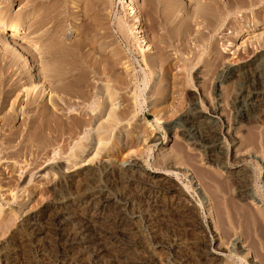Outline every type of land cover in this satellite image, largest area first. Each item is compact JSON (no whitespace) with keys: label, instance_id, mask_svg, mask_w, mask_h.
Here are the masks:
<instances>
[{"label":"rangeland","instance_id":"374dc122","mask_svg":"<svg viewBox=\"0 0 264 264\" xmlns=\"http://www.w3.org/2000/svg\"><path fill=\"white\" fill-rule=\"evenodd\" d=\"M96 1L41 0V5L36 4V0H0V19L8 27L21 23V31L10 38L19 43L26 39L28 42L23 44L28 47L42 45L40 52L28 50L36 58L34 63L31 62V68L4 39L7 30L0 31V103L3 104L0 107V246L4 241H10L7 248L0 249V264H147L150 254L156 259L154 264H264V19L258 23L257 18L258 13L264 15V11L258 10V0H173L174 6L170 7L168 3L167 8L163 7L174 11L171 9L168 12L171 16L167 17V11H160L162 0L160 4L158 0H155L156 4L153 0H128L136 11L134 16L127 13L124 0ZM87 4L91 5H88L90 10ZM40 13L45 20L38 25ZM135 16L139 22L138 35L144 40L141 45L137 43L139 39L130 35ZM142 48L147 50L141 51ZM56 49L73 53L66 54L67 57L76 55L84 60V64L87 62L84 70H87L89 81L93 82L89 85L93 86L92 89L86 88L90 90H87L90 92L88 99L52 89V80L45 75L51 74L47 59ZM115 53L117 58L113 57ZM256 55L258 73L250 71L239 79L227 73V69H236ZM108 66L112 69L109 70ZM66 68L56 72L61 73ZM102 68L109 71L105 73ZM29 74H32V81L27 78ZM114 75L119 83L112 80ZM120 77L125 81L120 79L121 83ZM39 81L45 86V91L25 107L28 99L33 97L29 85ZM99 87L107 92H100ZM108 91H114L111 96L116 97L114 101L108 100ZM61 94L69 96L68 99L63 97L66 103L71 102L66 104L67 108L70 107L68 111L64 104L62 106ZM50 97L58 102L55 107H63L64 111L61 108L56 112L67 113L64 114L66 118L80 114L83 119H88L95 115L99 104L103 106L101 98L106 102L102 117H95L92 124L82 125L74 137L65 141L64 148H59L63 144L59 141L38 151L28 144L25 125L27 118ZM107 100L112 102L109 103L111 106ZM106 104L109 106L106 109L113 108L122 118L119 117L117 124L115 122L100 135L97 131H102L97 129V123L107 122ZM213 105L216 107L214 112L211 110ZM55 107L49 105L53 111ZM189 109L190 112L196 109L216 120V143L225 156L224 169L212 166L203 158L202 148L196 145L199 139L197 128H190L192 137L189 135L188 139L180 134L181 120ZM103 134L107 138L98 142L97 136ZM130 136L134 139L131 140ZM82 142L87 143L85 147L81 146ZM79 148L84 150L80 152ZM46 155L49 157L47 160ZM70 159L78 164L71 166ZM36 161L40 165L36 166ZM133 161L138 166L139 177L150 180L154 188V185L161 187L154 195L162 198L166 209L163 214L157 213L155 223L162 232L166 231L167 247L157 243H153L152 248L149 246V236L153 232L150 220L147 221L148 210L143 206L139 209L133 201L131 204L135 205L129 209L131 205L123 200L125 195L133 200L131 196L136 192L133 183V187L126 182H122L125 185L121 182L116 184L100 174L91 185L100 187L111 183V187H105L106 191L125 207L124 220L136 226L126 240L107 227L112 216H105L96 208L90 209V217L83 214L86 219L81 215L76 186H69L67 182L70 181L64 177L72 175L71 178L77 179L80 176L76 173L90 165L107 163L113 167H125ZM50 165L52 170L48 169ZM240 168L250 176L249 197L243 202L236 197L235 184L227 172ZM53 186L54 199L50 192ZM128 193L132 195L128 196ZM146 193L149 192L144 195ZM51 201L63 215L65 229L75 225L80 227L78 238H84L81 241H85L88 248L75 244L58 253L55 248L49 250L47 246L34 248L35 242L32 244L29 237L15 236L19 223L29 213H40L44 225V217L50 208H45V204ZM232 206L252 220L248 222V228L249 224L256 225L254 217L258 211V241L253 234L255 226L248 229L246 221V225L243 223L246 227L236 228L239 233L228 227L229 220L225 214ZM101 226L107 227V231H101ZM38 237L40 241L46 240L47 235ZM48 237L57 239L58 236L48 234Z\"/></svg>","mask_w":264,"mask_h":264},{"label":"bare ground","instance_id":"6f19581e","mask_svg":"<svg viewBox=\"0 0 264 264\" xmlns=\"http://www.w3.org/2000/svg\"><path fill=\"white\" fill-rule=\"evenodd\" d=\"M47 1V0H46ZM93 1V0H92ZM91 0H90V2H92ZM94 1H96V0H94ZM99 1V0H98ZM149 1H151V0H149ZM162 2V7L161 6H159V7H161V9H160V11H162L164 8L163 7H168L167 6V4L169 3L170 4V7H171V5L173 4V6H174V1L173 0H158L157 2ZM262 1L263 0H258V1H256V2H258V10L259 11H264V5H262ZM45 2V1H44ZM49 2H50V0H49ZM66 2V1H65ZM90 2H88V3H90ZM97 2V1H96ZM153 2L156 4V2H155V0H153ZM160 2H159V4H160ZM174 2V3H173ZM255 2V3H256ZM98 3V2H97ZM124 3H126V5L124 6L125 7V9H127V13H129L130 15H133L134 16V14H135V9H134V6L132 5V3L131 2H129L128 0H124ZM148 3V2H147ZM151 3V2H150ZM36 4H41L42 5V3H41V0H36ZM49 4V3H48ZM95 4V3H94ZM46 5V4H45ZM81 5V4H80ZM88 5L89 4H87V8H88ZM99 5V4H98ZM148 5V4H147ZM250 5V4H249ZM253 5H254V3H253ZM39 6V5H38ZM91 5H89V7H90ZM93 6V5H92ZM177 6V5H176ZM42 7V6H41ZM48 7V6H47ZM50 7H51V5H50ZM95 7V6H94ZM93 8V7H92ZM156 7H154V9H155ZM165 8V9H166ZM47 9V8H46ZM164 9V10H165ZM172 9V8H171ZM171 9H170V11H169V8L167 9V10H165V11H167V13L168 12H171ZM41 10H42V8H41ZM44 10V9H43ZM52 10V9H51ZM61 10V9H60ZM87 10V9H86ZM88 10H90V8H88ZM91 10H93V9H91ZM220 10V9H219ZM45 11V10H44ZM65 11V10H64ZM63 11V12H64ZM172 11H173V9H172ZM211 11V10H210ZM37 12V11H36ZM48 12V11H47ZM174 12V11H173ZM212 12V11H211ZM51 13V12H50ZM155 13V12H154ZM165 13V12H164ZM47 14V13H46ZM45 14V15H46ZM53 14V13H52ZM93 14V13H92ZM173 14V13H172ZM211 14H213V12L211 13ZM54 15V14H53ZM90 15V14H89ZM95 17L97 16V14H93ZM163 15H165V14H163ZM167 15H170L169 13L168 14H166L165 15V17H167ZM206 15V14H205ZM55 16V15H54ZM171 16V15H170ZM176 16V15H175ZM99 17V16H98ZM136 17V16H135ZM207 17H209V15L207 16ZM49 18H51V17H49ZM155 18V17H154ZM257 18H258V23L261 21V20H263L264 19V15H263V13L262 12H260V13H258V16H257ZM97 19V22H98V18H96ZM152 19V18H151ZM210 19V18H209ZM45 20V17L43 16V14H41L40 13V15L38 16V19H37V23H38V25H40L43 21ZM47 20V19H46ZM92 20V19H91ZM50 21V20H49ZM48 21V22H49ZM54 21V20H53ZM58 21V20H57ZM47 22V21H46ZM85 22V21H84ZM62 23V22H61ZM35 24V23H34ZM47 24V23H46ZM56 23H54V25H55ZM91 24V23H90ZM89 24V25H90ZM138 24H139V22H138V18L136 17L135 18V20H134V23H133V25H132V27H131V29H130V35H133V37H135L136 39H139L138 41H140V42H137V40H136V42L139 44V45H141V43L144 41L143 39H142V37L140 36V35H138V33H139V31H138ZM21 25V23H18V24H16V25H14L13 27H8L7 25H6V23L5 22H3L1 19H0V31L3 33L4 32V30H7L6 32H5V37H4V39L6 40V41H8L9 42V44H10V48H12V49H14V50H16V52H17V54H19L20 56H22L24 59L23 60H25V65L26 64H29V66L32 68V65H31V62H33L34 63V61H35V57L33 56L32 57V55L28 52V50L30 51H35V50H38L39 52H40V50H41V46L39 47H36L37 45L35 44V45H33L32 47H28L26 44L24 45L23 43L24 42H28V41H26V39L25 40H22L23 42H21V43H19V42H16L15 40H13L12 38H10V37H12V36H16L17 35V33L18 32H20L21 31V28L19 27ZM37 25V24H36ZM44 25V24H43ZM58 25V24H57ZM130 25V26H131ZM56 26V25H55ZM34 27V26H33ZM40 27V26H39ZM54 27V26H53ZM98 27V26H97ZM55 28V27H54ZM57 29V28H56ZM56 29H55V31H56ZM30 33V32H29ZM49 33V32H48ZM43 34H45V33H43ZM46 35V34H45ZM80 35V34H79ZM83 35V34H82ZM87 35V34H86ZM89 35H90V33H89ZM40 36V35H39ZM92 36V35H91ZM48 37V36H47ZM89 37V36H88ZM49 38V37H48ZM50 40H51V38H50ZM5 41V42H6ZM85 41V40H84ZM46 44V43H45ZM49 44H52V41H51V43H49ZM74 44V43H73ZM78 44V43H77ZM72 45V44H71ZM144 45H145V43H144ZM143 45V46H144ZM147 45V44H146ZM54 46H56V45H54ZM77 46V45H76ZM75 46V47H76ZM142 47V46H141ZM144 47H146V46H144ZM49 48V47H48ZM52 48V47H51ZM66 48V47H65ZM70 48V47H69ZM76 48H79V46L78 47H76ZM146 48H148V45H147V47ZM144 49V48H142L141 49V51L144 49V50H147V49ZM64 49V48H63ZM68 50V49H67ZM71 50V49H70ZM73 51V50H72ZM49 52V51H48ZM67 52V51H66ZM64 50H62L61 49V52H60V49L59 50H54V51H52V53H51V55L49 56V59H47V62H49L50 63V70H51V74L49 73V75H48V73L45 75L46 76V78H49L50 77V79L52 80V82H51V84H52V89L54 90V92L56 91H58V93H60L61 91L64 93L65 92V94L66 93H70V96L72 95V96H75L76 98H80V99H85V98H87L88 97V94L90 93H88L87 92V90L88 89H90L91 87H93V86H89V85H92V83H91V81H89V79L87 78V70H84L85 68H84V66L87 64V62H86V64H84L85 62H84V60L82 61V59H81V57L79 58V56L78 57H76V55H75V52H74V55H75V57H67L66 56V53ZM78 52V51H77ZM76 52V53H77ZM83 52V51H82ZM79 53H80V51H79ZM103 53V52H102ZM34 54V53H33ZM68 54H70L69 52H68ZM67 54V55H68ZM71 54H73V53H71ZM70 54V55H71ZM114 54V53H113ZM113 54L111 55V56H113ZM116 54V53H115ZM37 55V54H36ZM38 56V55H37ZM48 56V55H47ZM81 56V55H80ZM257 56V55H256ZM29 57H31L30 59H32L31 61L29 60ZM113 57H115V58H117V54L115 55V56H113ZM113 57H112V59H113ZM35 58V59H34ZM83 58H86V57H83ZM41 59V58H40ZM91 59H93V58H91ZM90 59V60H91ZM158 59V58H157ZM43 60V59H42ZM41 60V61H42ZM95 60V59H94ZM114 61H115V59H113ZM112 60V61H113ZM118 60V59H117ZM40 61V62H41ZM96 61V60H95ZM104 61H108L107 59H105ZM112 61H111V64H114V63H112ZM257 61H258V56L257 57H255V58H253L251 61H249L248 63H246V64H243L242 66H239V67H237L236 69H227L226 71H228L227 73L229 74V73H231L232 74V76L234 77V79L236 78V79H239V78H241V76L242 75H244V74H246L247 72H250V73H252V72H255V74L256 73H258V68H256L258 65H257ZM262 61V60H261ZM152 62V61H151ZM150 62V63H151ZM42 63V62H41ZM93 63H95V62H93ZM98 63V62H97ZM106 63V62H105ZM124 63H126V62H124ZM43 64V66H47L46 65V63H45V65H44V62L42 63ZM99 64H101L100 62H99ZM109 63L107 62V65H108ZM111 64H109V65H111ZM106 65V64H105ZM41 66V65H40ZM67 68H66V67ZM262 66V65H261ZM60 67V68H59ZM88 67V66H87ZM92 67V66H91ZM102 67H105V66H102ZM109 67V66H108ZM111 67V66H110ZM108 68L109 70L110 69H112V68ZM125 67H128V64H126L125 65ZM41 68V67H40ZM43 68V67H42ZM48 68L49 67H47V70H48ZM61 68H62V70L63 69H65L66 68V70L65 71H63V72H61V73H57L59 70H61ZM89 68V67H88ZM92 68H94V66L92 67ZM97 68V67H96ZM96 68H95V70H96ZM99 68H100V66H99ZM262 68V67H261ZM44 69H45V67H44ZM90 69V68H89ZM88 69V70H89ZM103 70L104 69H106V68H102ZM91 70V69H90ZM92 70H94V69H92ZM99 70V69H98ZM108 70V71H109ZM57 71V72H56ZM108 71H106L105 72V70H104V72L105 73H107ZM53 72V73H52ZM95 72L96 71H93V73L95 74ZM13 73V72H12ZM30 73H32V72H30ZM97 73V72H96ZM103 72L101 71L100 72V74H102ZM42 74V73H41ZM66 74H68V76L66 75ZM89 74H91V72H89ZM97 74H99V73H97ZM259 74H261V73H259ZM35 74H33V76H34ZM226 75V74H225ZM250 75V74H249ZM252 75V74H251ZM264 75V74H263ZM48 76V77H47ZM88 76H90V75H88ZM93 76V75H92ZM122 76V75H121ZM224 76V75H223ZM254 76V75H253ZM110 77V76H109ZM114 77H115V75L113 76V79L112 80H115L116 82H118L117 81V77L114 79ZM127 77V76H126ZM256 77V76H255ZM259 77V76H258ZM9 78V77H8ZM27 78H28V80H30V81H32L33 79H32V74H29V75H27ZM46 78H45V80H46ZM107 78V77H106ZM111 78H112V75H111ZM111 78H110V80H111ZM129 78V77H128ZM257 78V77H256ZM122 80V81H125V80H123L121 77L118 79V80ZM120 80V81H121ZM253 80H257V79H253ZM37 81V80H36ZM114 81V82H115ZM122 81H121V83H122ZM238 81V80H237ZM50 82V81H49ZM91 84H90V83ZM131 82V81H130ZM254 82V81H253ZM119 83V82H118ZM124 83V82H123ZM257 83V82H256ZM46 84H48V83H46ZM87 86H89L90 88H88ZM105 86V85H104ZM45 86L39 81L37 84H32V82H31V84L29 85V91H30V93H33V97H32V99L31 100H29L28 99V101L25 103V107H28L29 105H31V103H33V101H35V99L37 98V96H39L40 95V93L41 92H44L45 91V89L46 88H44ZM254 87H255V85H254ZM48 88V87H47ZM86 88H88V89H86ZM100 88V87H99ZM99 88H97V89H99ZM106 88H108V87H106ZM112 88V87H111ZM256 88V87H255ZM92 89V88H91ZM101 89V88H100ZM113 89V88H112ZM111 89V90H112ZM104 91H106L105 89H103ZM102 89L100 90V92L101 91H103ZM107 90H109V88L107 89ZM49 91H51L50 90V88H49ZM88 91H90V90H88ZM251 91V90H250ZM99 92V91H98ZM107 92V91H106ZM113 92L114 91H110V93H109V91H108V94L106 93V95L107 96H109L108 97V100L110 101V99L109 98H111L112 99V101H114L115 99H116V97H115V99H114V97L112 98L111 96H113ZM29 93V92H28ZM58 93H56L58 96L60 95V94H58ZM105 93V92H104ZM104 93H102L101 95H102V97H103V94ZM116 93V92H115ZM115 93H114V95H115ZM51 94V93H50ZM54 94V93H53ZM55 94V96H57ZM64 94V95H65ZM94 94V93H93ZM126 94V93H125ZM62 95V94H61ZM69 94H67V96H68ZM96 96V95H95ZM238 96V95H237ZM41 97V96H40ZM63 97H66V96H63L62 95V98H61V100L60 101H63V103H62V106H63V104H64V107H65V109L67 110V109H69V108H67L68 107V105H66L67 103H71V102H67L66 103V101L64 100L65 98H63ZM75 97H73V98H75ZM243 97H244V95H243ZM33 98H34V100H33ZM56 98V97H55ZM58 98H60V96L58 97ZM67 99L69 98V96L68 97H66ZM103 98H106V96L105 97H103ZM241 98L242 97H240V100H241ZM253 98V97H252ZM72 98H70V100H71ZM88 99V98H87ZM239 99V98H238ZM69 100V101H70ZM86 100V99H85ZM101 100H102V102H100V103H103V106L101 105V104H99L100 105V108H98V110H97V112L95 113V115L94 116H90L88 119H83L82 118V116L79 114L78 116H74V115H70V116H67V118L66 117H64V114L62 115V114H60L61 112H59V113H57L56 112V110H60L61 108V110H63V107L61 106V108L60 107H55L56 106V104L58 103L57 101H56V99L54 100V97L53 98H49V102L47 101V102H45V103H41V106H40V108L37 110V112L34 114V115H32V116H30L29 118H27V124L25 125V126H27V130H28V132H27V139L25 138V140H27L28 141V144H30L31 146H35V149H37L38 151L40 150H44V149H46V147H48V146H50V145H52V144H55V143H58L59 141H61L62 143V145H60V149H62V148H64V146H65V144H66V142H67V140H70L72 137H74L75 136V134L76 133H78V131L80 130V127L82 126V125H84V124H92V121L94 120V118L95 117H99L101 114H102V110L104 109V103L106 102H104L103 100L104 99H102L101 98ZM107 100V104H109V103H111L112 104V102H109ZM59 101V102H60ZM73 103V102H72ZM192 103H194V101H191V104ZM51 105V106H54L55 107V109H54V111L52 110V109H49V105ZM59 104H61V103H59ZM105 105V109L107 108V106L108 105ZM196 104V103H195ZM98 105V106H99ZM3 106V104L2 103H0V107H2ZM60 106V105H59ZM70 106V105H69ZM109 106H111L110 104H109ZM108 106V107H109ZM11 108H12V106H11ZM215 106L213 105V108L211 109L213 112H214V110H215ZM14 111L16 110V108H12ZM96 109V108H95ZM127 109H128V107H127ZM126 109V111L128 112V110ZM191 109V108H190ZM189 109V112L187 111L184 115H183V118H182V127H181V130H180V134L183 136V137H186V139H188L189 138V130H190V128H197L196 129V132H197V135H198V137L197 138H199L198 139V143L196 144V145H198L199 147H201L202 148V152H203V158H205V160H206V162H210V164H212V166H214V167H217V168H223L224 169V166H225V160H224V153L222 154V152H220L219 151V149H218V142L216 143V141H218L217 139V135H218V126L216 127V120L214 121V119H211V118H209L206 114H204V113H202V112H200V111H198V110H192V112H190L191 110ZM58 110V111H59ZM65 110V111H66ZM108 110V111H107ZM64 111V110H63ZM68 111V110H67ZM106 111L108 112V116L106 117L107 118V122L106 123H101V122H99V123H97V124H99V125H97V129L99 130V131H102V132H98L97 131V133L98 134H100L101 135V133H103L105 130H106V128H109V127H112V125L119 119V117L120 116H118L117 115V112H115V110L113 109V108H109V109H106ZM124 111V110H123ZM161 111V110H160ZM95 112V111H94ZM104 112V111H103ZM130 112V111H129ZM123 114L125 113V112H122ZM67 114V113H66ZM65 114V115H66ZM105 114V113H104ZM164 114V113H163ZM126 115V114H125ZM89 116V115H88ZM101 117H102V115H101ZM103 117H105V116H103ZM120 118H122V117H120ZM5 119V118H4ZM98 120V119H97ZM96 120V121H97ZM121 120V119H120ZM94 122V121H93ZM109 122V123H108ZM101 123V124H100ZM116 124H117V122H116ZM94 125V124H93ZM96 125L94 126V127H96ZM109 125H111V126H109ZM93 127V126H92ZM192 128V129H193ZM108 130V129H107ZM106 130V131H107ZM195 130V129H194ZM15 131V130H14ZM10 132V131H9ZM16 132H14V134H15ZM29 133V134H28ZM96 133V132H95ZM105 133V132H104ZM132 133V132H131ZM135 133V132H134ZM97 134V135H98ZM133 134V133H132ZM131 134V135H132ZM97 136V140H98V142H100L101 140H104V139H106L107 138V136L106 135H102V136ZM135 135H138L137 133H135ZM134 135V136H135ZM13 136V135H12ZM191 136V135H190ZM136 137V136H135ZM192 137V136H191ZM231 137H232V135H231ZM131 140L132 139H134V137L133 136H130L129 137ZM136 139V138H135ZM232 139V138H231ZM152 140V139H151ZM14 141V140H13ZM66 141V142H65ZM130 141V140H129ZM27 143V142H26ZM65 143V144H64ZM87 144V143H86ZM86 144L84 143L83 144V142H82V144H81V146L82 145H84V147L86 146ZM104 145V144H103ZM125 145H127V142H126V144ZM31 146H29L30 148H31ZM80 146V145H79ZM26 147V146H25ZM32 147V148H33ZM124 147V145L123 146H121L120 147V149H122ZM220 148V147H219ZM222 148V147H221ZM80 150V152L81 151H83L84 150V148L83 149H78V151ZM31 151V150H30ZM76 151V150H75ZM74 151V152H75ZM99 151H100V149H99ZM43 152V151H42ZM46 152V151H45ZM63 152V151H62ZM30 153V152H29ZM73 155V154H72ZM74 155H76V156H78L79 154H74ZM227 155V154H226ZM47 156V158H46V160L47 159H49V157H48V155H46ZM75 156V157H76ZM73 157V156H72ZM75 157H74V159H75ZM231 157H232V155H231ZM233 157H235L234 155H233ZM1 158V157H0ZM227 159V158H226ZM232 159V158H231ZM71 160V159H70ZM89 160V159H88ZM91 160V159H90ZM83 161V160H82ZM100 161V160H99ZM132 161V160H131ZM233 161V160H232ZM71 163V166L73 165H76V164H78V162L77 161H75V160H71L70 161ZM35 163H37L36 164V166L39 164L37 161L35 162ZM132 163V162H131ZM40 165V164H39ZM226 167V166H225ZM48 169L49 170H52L53 169V166L52 165H50V166H48ZM137 169H138V166L136 165V163H134V161H133V163L132 164H129V165H127V166H125V167H122V166H118V167H113V166H111V165H109V164H107V163H99V164H95V165H90V166H86V167H83L80 171H78L76 174V176H80L79 178H71V176L72 175H65L64 177H65V179H66V181H70V183L69 182H67V184L70 186V185H74L75 184V186H76V190H77V194H79V201H80V205H81V210H82V214L81 215H86V216H88V217H90V216H92V213L90 214V209H92V208H96L97 210L99 209V212H102V214L103 215H105V216H112V218L111 219H109V221H108V226L107 227H109L110 229H112V231L114 232V234H116V235H118V236H122V238L123 239H126V240H129V238H130V235H131V233L132 232H134V230L136 229V226H134L133 224H131L130 222H127V221H125L124 220V218H123V214H124V210H125V207L123 206V204H120L119 202H116L117 200V197H116V199H115V197H114V200H116V201H114L112 198L113 197H111V194H110V192H107L106 191V186H110L111 187V183L110 182H108L109 184H107V185H100V187H92L91 185L92 184H94V182H96V179L98 178V176L100 175V174H104L106 177V179L105 180H107V181H115L116 182V184H117V182H126V183H128V185L130 184V186L132 185V183H133V185H135L134 187V189L136 190V192H134L133 194V196H131L130 195V193H128V196L130 195L131 197H133V200L130 198V200H129V198H127V196L125 195L124 196V198H123V200H126V201H128L129 202V204L131 205L130 206V208L129 209H131V207L132 206H134V205H132L131 203V201H133L134 203H136V204H138V207H139V209H140V207H142V208H145L146 210H148L147 211V221H149L150 220V223H151V228H152V232H153V234L151 235V236H149L150 237V240L148 241L149 243V246L152 248V245H153V243H157L158 244V246H161V247H163V246H166L167 247V244H168V242H166V239H167V234L165 233V232H162L161 231V229H160V227L158 226V225H156V223H155V216L157 215V213H164V209H166L165 208V204H163V202H162V198H160V199H158V196L157 195H154V194H156L157 192H159V190L158 189H160L161 187H159V186H157V185H154L155 186V188L154 187H152L151 185H150V183H152L150 180H147V179H144V178H141V177H139V174H138V172H137ZM48 172V171H47ZM227 172L229 173V175H230V180H231V182L232 183H234L235 185L233 186L234 188H236V191H237V198H238V200H240V201H246V199L249 197V195L247 194V190H248V187H249V183H250V176H248V174L246 173V170L244 169L243 170V168H240V169H237V170H233V171H229V170H227ZM226 172V173H227ZM227 173V174H228ZM70 176V179H67L68 177ZM229 177V176H228ZM101 180V179H100ZM106 181V182H107ZM66 183V182H65ZM124 183H122V184H124ZM122 184H119L118 183V185H122ZM125 185V184H124ZM127 185V186H128ZM133 185H132V187H133ZM96 186V185H95ZM130 186H129V188H130ZM78 187V188H77ZM125 187V186H124ZM51 189V194H53L52 196V199H54L55 198V196H56V193L54 192L55 191V187L53 186V187H51L50 188ZM108 189V188H107ZM129 191V190H128ZM133 191V190H132ZM146 191H148L149 193H146V195H144V193L146 192ZM125 193H127V192H125ZM151 193V194H150ZM153 193V194H152ZM122 194H124V193H122ZM118 196V195H117ZM123 196V195H122ZM122 196H119L120 198H122ZM161 196V195H160ZM120 200H122V199H120ZM122 200V201H123ZM135 200V201H134ZM232 202V201H231ZM124 203V202H123ZM229 203V202H228ZM233 204H235V202L233 203ZM242 204V203H241ZM243 204H245V203H243ZM231 205V204H230ZM238 205H240V204H238ZM246 205V204H245ZM247 206V205H246ZM46 207H50L49 208V214L48 215H45V217H44V219L46 218V221H45V224L43 225L42 224V221H41V218H40V216H39V214L40 213H36V212H34V213H29V215H27L24 219H22V221L19 223V225H18V229H16L17 230V234L15 235L16 237L18 236H26V238L27 237H29V240H30V242L33 244L34 242H35V246H34V248H44V247H48L47 249H49V248H51V249H53L54 250V248H55V250L56 251H58V253L60 252H62L63 250H64V248H72L73 247V245H75V244H77V245H79V247H81V248H88L87 247V245L85 244L86 242L85 241H81V239H83L84 240V238H78V236H79V233H80V231H79V229H80V227H77L76 225L75 226H73V227H71V229H65V226H64V223H63V221L65 220L64 218H62L63 217V215L61 214V213H59L57 210H56V208L54 207V205H53V202L51 201L50 203H46L45 204V208ZM236 207V206H235ZM133 208H136V207H133ZM229 208V207H228ZM41 209V208H40ZM233 209V206H232V208L230 209V211L228 210V214L226 213L225 214V216L227 215L228 216V219L227 220H229V228H231V229H235L236 230V228H238L239 227V229H241L240 227H242V226H244L243 225V223L246 221L247 222V225H246V222H245V225L247 226V228H248V222L250 221V223H251V221L252 220H250L249 219V216H244L245 214H242V213H240V211L239 210H236V208H235V210L233 211L232 210ZM45 210V209H44ZM80 210V211H81ZM127 210V209H126ZM144 210V209H143ZM256 210H259V209H256ZM40 211V210H39ZM130 211V210H129ZM225 211V210H224ZM247 211V210H246ZM41 212H42V210H41ZM98 212V213H99ZM43 213V212H42ZM41 213V214H42ZM254 213V212H253ZM255 213H256V215H255V217H254V221L256 222V225L255 224H251L252 226L254 225L255 226V228H254V235L256 236V238H257V241H258V211H255ZM254 213V214H255ZM80 215V216H81ZM83 215V216H84ZM251 215V214H250ZM82 216V217H83ZM145 216V215H144ZM188 216V215H187ZM85 217V216H84ZM87 217V218H88ZM252 217V216H251ZM250 217V218H251ZM253 217L251 218V219H253ZM114 218H117L116 220L114 219ZM188 218H189V216H188ZM85 219H86V217H85ZM249 219V220H248ZM112 220V221H111ZM70 221V220H69ZM44 222V221H43ZM65 222V221H64ZM228 223V222H227ZM150 225V224H149ZM250 224H249V228H250V226H251ZM80 226H81V224H80ZM246 226H244V227H246ZM107 227H100L101 229V231H107L106 229H107ZM244 227H243V229H244ZM82 228V227H81ZM108 228V229H109ZM247 228H245V229H247ZM248 228V229H249ZM139 229V228H138ZM238 229V230H239ZM252 229H253V227H252ZM252 229H250L251 231H252ZM151 230V229H150ZM238 230H236V232L237 233H239L238 232ZM82 231H83V229H82ZM100 231V232H101ZM229 231H232V230H229ZM234 231V230H233ZM99 232V233H100ZM241 232V231H240ZM247 232H248V230H247ZM246 232V233H247ZM99 233L97 234L98 236H100L99 235ZM249 233H252V232H249ZM41 234H44V236H46L47 235V238H46V240H45V243H46V245L44 244V240H41L40 241V237H38V235H41ZM48 234L50 235V236H53V234L54 235H57L58 237H57V239H51V238H49L48 237ZM107 234V233H106ZM139 234V233H138ZM248 234V233H247ZM109 235H110V233H109ZM254 235H253V237H254ZM81 236H82V234H81ZM17 237V238H18ZM33 237V238H32ZM148 237V236H147ZM24 238V237H23ZM22 238V239H23ZM32 238V239H31ZM55 238V237H54ZM80 239V240H79ZM145 239V238H144ZM23 240H25V239H23ZM28 240V241H29ZM9 241V240H8ZM8 241H4L3 243H2V245L0 246V249L2 248H7V246H9L8 245V243L10 242H8ZM144 241V240H143ZM29 242V243H30ZM140 242V241H139ZM142 244V243H141ZM145 245H146V243H145ZM144 245V246H145ZM169 245V244H168ZM146 247V246H145ZM148 247V246H147ZM149 247V248H150ZM10 248V247H9ZM46 249V248H45ZM50 250V249H49ZM53 250H51V252L53 251ZM154 250V249H153ZM47 251V250H46ZM65 251V250H64ZM150 251H152V249L150 250ZM57 253V252H56ZM55 253V254H56ZM57 253V254H58ZM63 253V252H62ZM54 254V255H55ZM150 254V253H149ZM6 256V255H5ZM51 256V255H50ZM56 256V255H55ZM4 259V258H3ZM55 259V258H54ZM53 259V260H54ZM64 259V258H63ZM56 260H57V256H56ZM55 260V261H56ZM155 260L156 259H154V257H153V255L152 254H150V255H148L147 256V259H146V261H147V264H154L155 263ZM59 262V261H58ZM61 262V261H60ZM59 262V263H60ZM62 263V262H61ZM60 263V264H61ZM157 263V262H156ZM65 264V263H64ZM73 264V263H72ZM160 264V263H159Z\"/></svg>","mask_w":264,"mask_h":264}]
</instances>
